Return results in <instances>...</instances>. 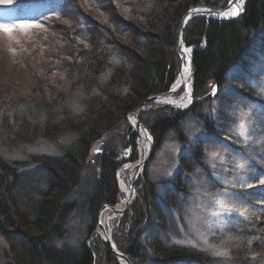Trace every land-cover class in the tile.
Here are the masks:
<instances>
[{
	"label": "trees",
	"instance_id": "16d2710c",
	"mask_svg": "<svg viewBox=\"0 0 264 264\" xmlns=\"http://www.w3.org/2000/svg\"><path fill=\"white\" fill-rule=\"evenodd\" d=\"M85 2L103 18L86 16L76 2L69 3L72 11L61 12L73 14L75 22L59 34L66 40L52 55L58 61L60 51L67 50L69 55L70 60L60 64L69 73L63 88L52 91V99L0 98V147L12 150L39 138L54 143L72 137L58 146L57 156H32L36 167L29 171H18L19 162H8L0 153V236L6 245L5 264H119L94 233L99 210L119 198L115 173L122 162L114 144L117 131L120 128L126 145L134 147V132L125 124L127 114L174 83L183 15L198 6L222 9L228 0ZM183 40L194 47L191 105L186 110L168 105L148 108L138 118L155 148L188 116L201 125L204 138L199 137L200 141L220 147V179H210L208 173L206 177L210 189L236 215H230L232 222L223 230L224 238H230L225 242L228 254L224 260L213 259L188 253L171 242L178 234L170 212L180 214L188 191L187 177L182 175L187 161L182 154L181 166L160 190L147 181L138 182L136 198L122 216L121 234L113 233L112 241L133 264L183 260L264 264V116L254 109L258 106L264 112V89L253 71L259 64L256 53L264 51V0H244L241 13L232 19L195 14L184 27ZM213 86L216 102L211 105ZM200 141L189 148L193 162L200 153ZM87 160L93 161L97 178L76 198L66 178L75 173L76 181ZM197 164L202 174L204 165ZM18 188H24L29 197L20 203L14 193Z\"/></svg>",
	"mask_w": 264,
	"mask_h": 264
},
{
	"label": "rangeland",
	"instance_id": "374dc122",
	"mask_svg": "<svg viewBox=\"0 0 264 264\" xmlns=\"http://www.w3.org/2000/svg\"><path fill=\"white\" fill-rule=\"evenodd\" d=\"M116 1L120 3L122 0ZM71 2H76L86 16L93 19L97 17L99 20L103 18L100 12H95L88 8L85 0H0V25H7L11 29V31L6 32L0 27V98L10 97L12 100L19 101L20 99L27 98L40 99L42 96H45L52 99L53 96H50L52 91H58L57 89L63 88L62 85L67 81L69 73L65 68H61L60 64L69 61L70 58L67 50L60 51L58 53L60 55H56L58 59L61 56L62 59L60 61L54 60L52 55L56 53V47L62 46L64 40H66L65 36L61 37L59 34L68 28L70 30V27L75 23L74 18H71L73 12H71V17L61 13L63 10H73L71 9L72 4H69ZM243 2L244 0L238 1L240 9H242ZM16 25H25L27 27H16ZM177 49L179 56L180 49L179 47ZM192 50V46H186L184 43L181 51L182 58L185 57L187 60ZM61 53L63 54L61 55ZM255 56L259 64L253 68V71L254 74L260 77L258 83L264 89V51L263 53L257 52ZM191 73H189L190 76L187 81L181 82L180 87L172 96L148 103L139 110L136 113L137 120L139 121L138 114L140 111L147 110L148 108L156 109L157 106L161 105H168L176 110H186L192 102ZM215 93H213L212 88L210 91L211 105H214L216 102V99H214ZM150 105L153 107L150 108ZM254 109L258 110V114L260 112V115L264 116V112L258 106H255ZM125 119V124L134 132L135 145L134 147L133 145H126V139L124 140L125 137L122 136L123 134L119 128L117 131L118 136L114 141V144L117 146V153L119 154L118 160L122 162L115 173L119 198L112 206L118 207L127 198L125 192L126 188H128V174L130 175L129 181L134 189V198L124 211H109V218L104 226V230L111 241L113 233L116 235L121 234L119 227L122 226V216L136 198V189L139 187L138 182L140 180L141 182L142 180L147 181L152 183L151 186L154 187L155 191L160 190L163 187L161 184L166 180L172 179L175 170L181 166L179 157L182 154L184 160L187 161L184 167L188 169H183L185 172L182 175L187 177L186 189L188 191L185 195V201L183 200L185 206L180 211V214L173 211L170 212L172 218L176 221L174 233L178 234V236L171 239V242L178 244L188 253H202V255L213 259L218 258L221 260L222 258L224 260L228 254L225 242L226 239L229 241L230 238L226 236L224 238L223 230L232 222L230 218L232 214L230 212L231 207L225 199L218 195L217 191L210 189L209 186L212 185L209 184L206 177V173H208L210 179H220L219 174H217L218 168L223 161L219 155L218 149L220 147L215 148L209 142H206V140H199V137L204 138V134L201 125L192 116L186 117L181 122L179 128L170 131L156 148L154 147L151 135L148 134V131L141 124L142 122L139 121L144 127L145 132L140 128L138 130L135 129L134 120L129 114H127ZM141 119L143 118L141 117ZM179 135H182V137ZM71 140L72 137L66 136L61 140L51 143L52 141L39 138L33 143L18 144L12 150H8L2 146L0 147V153L8 162H19L20 169L18 171H29L36 167V164L34 165L30 161L32 156L41 158L57 156L59 155L58 146H64ZM198 141L202 142L201 146L198 147L200 153L197 155V161L204 165V172L202 174H198L200 172L198 171L199 164H197L196 160L192 161L193 158L190 157L189 153L190 146L196 144ZM95 149H97V145L96 148L94 146L90 151V158H92ZM139 156L144 158V162L132 172L139 160ZM92 162L89 160L84 162L83 173L77 172V175H79L78 178L76 177V181L73 178L75 173H73V176L71 175L66 178L68 185L71 187L70 190L73 197H80L81 192H86V187L91 186V182L97 178V172L94 171L95 167ZM261 164L264 165V158H261ZM80 166H83V164ZM237 169L239 170V168ZM235 172L237 171L235 170ZM72 181H75V183ZM19 186H24V184L22 185L21 183ZM23 192L24 188H18L14 192L15 198L19 203L28 197H25ZM105 208L107 207L99 210L96 218L94 233L99 238H101V235L98 232L97 220ZM112 243L116 248L113 241ZM5 250L6 245L0 236V264H5L3 254ZM116 250L118 249L116 248ZM217 252L221 253V255H215ZM121 253L123 254V252ZM129 261L130 264H133L130 259ZM117 262L119 264H126V262L118 259ZM144 264H147V262ZM157 264H161V262ZM174 264L202 263L194 260H183Z\"/></svg>",
	"mask_w": 264,
	"mask_h": 264
},
{
	"label": "water",
	"instance_id": "95a60500",
	"mask_svg": "<svg viewBox=\"0 0 264 264\" xmlns=\"http://www.w3.org/2000/svg\"><path fill=\"white\" fill-rule=\"evenodd\" d=\"M236 5H238L237 0H229L228 4L224 8H222V9H210V8H206V7H203V6H198V7H194V8L189 9L183 15V17L181 19V24H180V29H179V35H178V47L180 49V52H179V73H178V76L176 77L175 82L172 84V86L169 88V90L167 92L162 93V94H157V95L149 96V97L145 98L141 103H139V105H137V107H135L131 112H129V115L134 120V126H135V129L136 130H138L140 128V129H142L145 132L144 127L140 124V122L136 118V113L139 110H141L148 103H151V102L156 101L158 99H161L163 97H169V96H171L180 87L181 82H177V81H178V78L180 77L181 68L183 66V59H182V54H181L182 48L184 47V42H183V29H184V26L186 25L187 21L189 20V18L191 16L195 15V14H203L206 18L210 17V18L219 19V20L231 19V18H234L236 16H227V17H225V16L220 15V13H227V12L232 11L235 8ZM240 13H241V11H239V14ZM190 72H192V59H191V55L189 56V73ZM189 76L190 75H188V77ZM143 162H144V158L142 159L139 156V160L135 164L134 169L132 170V172L138 166H141L143 164ZM129 179H130V175L128 174V177H127V185L129 187L130 191H129V193L127 195V198L125 199V201H123L122 203H120L121 204V207L119 205H118V207L117 206H109V207H107L105 209H109L111 212H122V211H124V209L128 206V204L134 198V189L131 186V183H130ZM98 227H99V219L97 220V228ZM98 232L100 233L103 242L110 249L111 253L118 260L124 261V262H126V264H130V261L127 258V256H125L124 254H122L121 252H119L118 250H116V248L114 247V245H113L111 239L109 238L108 234L105 232L104 228L98 229Z\"/></svg>",
	"mask_w": 264,
	"mask_h": 264
},
{
	"label": "bare ground",
	"instance_id": "6f19581e",
	"mask_svg": "<svg viewBox=\"0 0 264 264\" xmlns=\"http://www.w3.org/2000/svg\"><path fill=\"white\" fill-rule=\"evenodd\" d=\"M239 0H237V2H238ZM239 5V4H238ZM234 10V9H233ZM239 15V14H238ZM237 15V16H238ZM232 19V18H231ZM185 27V26H184ZM184 30V29H183ZM179 35V34H178ZM192 48H194V47H192ZM189 57V56H188ZM183 59V66H182V68H181V72H180V77L178 78V81L177 82H185V81H187V79H188V75H189V58L186 60L185 59V57L184 58H182ZM187 69V70H186ZM176 80V79H175ZM175 82V81H174ZM172 86V85H171ZM169 90V89H168ZM167 90V91H168ZM167 91H165V92H167ZM165 92H163V93H165ZM160 94H162V93H160ZM155 95H157V94H155ZM151 96H153V95H151ZM172 96V95H171ZM170 97V96H169ZM169 97H163V98H169ZM142 102V101H141ZM140 102V103H141ZM139 105V104H138ZM129 114V113H128ZM142 159H143V157H141ZM129 191H130V189H129V187L128 188H126V195H128V193H129ZM120 207H121V204L119 205ZM109 209H104L103 210V212H102V214H101V216L99 217V227H98V229H100V228H104V226H105V224H106V222L108 221V216H109ZM124 264V263H123Z\"/></svg>",
	"mask_w": 264,
	"mask_h": 264
},
{
	"label": "snow or ice",
	"instance_id": "6c2138e0",
	"mask_svg": "<svg viewBox=\"0 0 264 264\" xmlns=\"http://www.w3.org/2000/svg\"><path fill=\"white\" fill-rule=\"evenodd\" d=\"M241 10L242 9H240L239 5H236L234 10H232L230 12H227V13H220V15L225 16V17H227V16H237L239 14V11H241ZM0 27H2L6 32L11 31V29L7 25H0ZM16 27H27V26H25V25H16ZM186 51H188V50H186ZM215 91H216V89H215V87H213V93H215ZM215 255H221V253L217 252V253H215Z\"/></svg>",
	"mask_w": 264,
	"mask_h": 264
}]
</instances>
